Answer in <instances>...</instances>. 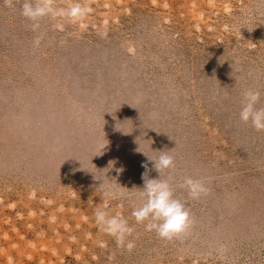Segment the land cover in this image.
Returning <instances> with one entry per match:
<instances>
[{"label":"rangeland","instance_id":"obj_1","mask_svg":"<svg viewBox=\"0 0 264 264\" xmlns=\"http://www.w3.org/2000/svg\"><path fill=\"white\" fill-rule=\"evenodd\" d=\"M23 2L0 0V264H264V131L239 119L246 89L264 107V0H54L90 11L36 32ZM158 151L193 220L172 240L132 216Z\"/></svg>","mask_w":264,"mask_h":264},{"label":"clouds","instance_id":"obj_2","mask_svg":"<svg viewBox=\"0 0 264 264\" xmlns=\"http://www.w3.org/2000/svg\"><path fill=\"white\" fill-rule=\"evenodd\" d=\"M5 3L11 6L12 0H5ZM88 11L90 9L82 7L79 3L70 6L68 9H57L54 7V0H24L21 15L31 22V28L36 32L40 28V21L45 17L65 16L71 19H80ZM42 38V34L35 37V46L40 45ZM261 95V91L257 89L244 90L239 112L240 121L250 124L258 132L264 131V107L258 106L261 102ZM158 152L160 155L154 160V167L159 172V179L147 178L146 180V174L142 177L145 181L143 189H139V197L142 203L133 209L132 216L137 224H144L147 221L145 224L147 231H155L161 239L172 240L186 233L193 220L190 210L174 196L172 177L160 178L162 172L175 168L174 157L169 154V151ZM109 165H112V162H109ZM179 187L185 189L188 197L193 200H198L209 193V189L201 179L185 177ZM133 190L136 188L134 187ZM106 209L107 205L95 210L96 224L101 231L114 237L118 246L126 247L128 251H131L135 247V243L128 238L133 235L134 227L130 226L127 219L120 213L110 215Z\"/></svg>","mask_w":264,"mask_h":264}]
</instances>
